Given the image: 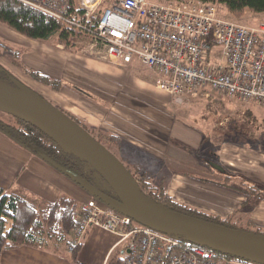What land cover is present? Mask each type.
<instances>
[{"label":"built area","instance_id":"built-area-1","mask_svg":"<svg viewBox=\"0 0 264 264\" xmlns=\"http://www.w3.org/2000/svg\"><path fill=\"white\" fill-rule=\"evenodd\" d=\"M19 1L74 24L67 16L71 0ZM102 5V0H80L85 24L78 26L91 31L94 41L88 45L98 59L119 66L135 61L154 71L156 87L174 104L216 92L253 103L264 116V21L247 26L226 19L202 0H110ZM214 46L220 48L218 57ZM79 204L71 247L89 227L99 226L119 236L122 264H247L139 224L94 198Z\"/></svg>","mask_w":264,"mask_h":264},{"label":"crops","instance_id":"crops-1","mask_svg":"<svg viewBox=\"0 0 264 264\" xmlns=\"http://www.w3.org/2000/svg\"><path fill=\"white\" fill-rule=\"evenodd\" d=\"M28 47L29 50L23 55V61L36 69L39 67L47 71L46 74L49 76L74 85L84 84L87 89L89 83L97 81L91 75V66L88 67L87 58L84 59L78 53L66 50L60 45L55 48V52L42 44L32 50ZM83 75L86 77L85 80L82 79ZM104 86L105 89L99 94L103 97L102 105H90L89 102L80 106L78 102L84 103L86 100L79 91H69L70 94L56 93L58 96L56 99L64 104L68 97L72 102L75 99L69 107L70 114L85 120L94 128L115 134L120 139L117 153L122 159L130 165L141 167L155 181L160 177L165 179L166 193L172 199L222 218L240 206L244 197L237 193L239 190L225 186V181L221 180V177L226 174V169L234 170L246 184L252 185L255 181L254 174L244 173L248 171L247 167L234 163L235 159L219 160L221 156L216 149L209 146L217 144L219 151V142L214 143L207 136L208 133L202 131L204 127L197 130L192 128L194 126L187 125V119L184 118L190 114L187 110L179 113L181 118L177 117L170 105L167 107L166 102H163V93L167 97L168 93L158 89L154 83L148 85L147 89L137 84L114 87L111 82L107 85L105 82ZM154 87L159 91L157 92ZM158 98L162 101L159 102ZM169 103H172L171 99ZM66 107L67 105L64 109H68ZM235 140L227 139L225 142L236 143ZM222 152L228 150L223 147ZM212 158L222 169L213 166L210 162ZM164 171H167V175H161ZM191 173L198 174L195 176ZM0 187L19 191L31 201L52 202L61 195H68L81 203L91 197L86 198L76 189L73 191L74 186L67 177L12 142L1 132ZM249 214L253 225L264 228V201H260ZM122 248L123 244L116 233L99 226H91L81 239L78 263L50 251L21 246L3 250L0 264H106L109 256L114 251H122Z\"/></svg>","mask_w":264,"mask_h":264},{"label":"trees","instance_id":"trees-1","mask_svg":"<svg viewBox=\"0 0 264 264\" xmlns=\"http://www.w3.org/2000/svg\"><path fill=\"white\" fill-rule=\"evenodd\" d=\"M202 1L211 2L217 8L222 6L236 18L242 16L245 10H249L252 13H264V0ZM104 3L107 4L108 2L104 0L103 5H106ZM100 11L101 9L98 8L93 16V20L98 19ZM67 16L70 17L74 24H70L63 18H56L19 0H0V22L22 35L44 42L58 44L66 50L75 48L77 41H83L84 43L94 41L91 31L89 32L87 29L83 30L78 26L85 24L80 0H71V9ZM25 71L37 82L50 86V88L55 90H60L62 85L66 84L61 79L53 78L38 70L25 69ZM16 79L17 77L0 63L1 81L29 89L19 79ZM207 99H209L208 106L212 98ZM246 111L251 114L252 110L250 106L246 108ZM65 114L81 125L94 139L113 153L136 178L140 190L155 202L177 213H184L224 226L264 235V230L256 227L249 220H246L243 225H240L232 218H221L173 200L166 193L165 179L160 178L157 181L150 180V176L141 167L126 163L121 156L118 157L115 150H111L109 147L110 144L115 146L120 142V139L115 134L104 129L87 126L76 116L70 113ZM251 116L254 117L253 114ZM0 132L18 146L27 150L32 155L39 157L65 177L80 185L84 190L87 191L89 188L95 187L105 196L118 200L115 193L100 175L82 157H76L70 151L50 139L37 127L13 115L0 111ZM96 177L100 178L106 187L100 186L97 183ZM245 192L243 193L245 199L241 203L242 207L247 206L250 209L258 201L264 200V191L257 185L250 186V190L248 189ZM90 196V198H94L100 203L103 202V200H100L93 194H90ZM103 203L108 205L105 202ZM79 205L77 200L68 195H61L52 202L45 200L31 201L19 191L0 187V256L1 252L5 249L30 246L40 250L50 251L56 255L66 256L71 262L78 263V252L81 247V240L72 247L70 244L72 242L73 232L81 218V212L78 208ZM180 238L186 243L194 244L183 236H180ZM69 247L72 248L71 252H69ZM217 254L223 257L237 258L231 254ZM123 256V251H114L109 256L106 264H122Z\"/></svg>","mask_w":264,"mask_h":264},{"label":"rangeland","instance_id":"rangeland-1","mask_svg":"<svg viewBox=\"0 0 264 264\" xmlns=\"http://www.w3.org/2000/svg\"><path fill=\"white\" fill-rule=\"evenodd\" d=\"M103 1L104 0H102V4ZM106 1L108 2L110 0H106ZM153 1L166 2L163 0H153ZM218 8L220 10L219 13L222 17L247 26H257L258 24L264 21L263 12L252 13L249 10H245L242 16L236 18L230 13H228L222 6ZM35 43H37V45H35ZM40 44L49 47V49L53 52L56 51L55 48L59 47L58 44L52 42L48 43L22 35L17 31H15L14 29H12L11 27L7 26L6 24L0 22V63L3 64V66H5L6 68H8V70L11 67L10 68L11 72L13 73L14 76L17 77V79L21 81V83L28 86L29 89L39 94L49 103H51L53 106H55L56 108L60 109L65 113H70L69 107L71 106V103L75 101V99L72 102L69 99L70 97H68V101H65L66 104H64L58 102L59 100L56 99V97H58L56 93L60 94L66 92V94H70L69 91H73V92L79 91L82 92L83 95L82 98L86 100L84 101V103L78 102L80 106H82V104L84 106L85 103L87 104L89 102L90 105L91 104L102 105L103 97H101L99 94H101L102 89H105L104 88L105 82L106 85L108 82H111L114 87L116 86L124 87L126 86V84H128L129 86H134L135 84H137L144 87V89H147L148 85L152 83H154V85L156 84L155 81L156 75L154 71L147 69L140 63L133 61L132 63L124 66H119V65L114 66L107 61L104 62L98 59V57L93 54L94 53L93 49L90 45H88V43L86 42L84 43L83 41H77L75 48L69 51L78 53L84 59L87 58L88 67L89 65L91 66L90 69L91 75H93L97 81L96 82L94 81L95 83L94 82L89 83L90 86L88 89L85 88L84 84L74 85L73 83L67 81L65 82L66 83L65 85H62L60 90H55L53 88H50V86L37 82L25 71V69L26 70L33 69V70H38L39 72L45 74L48 73L47 71L45 70L43 71V69H40L39 67H37L38 69H36L33 65H31L32 66L31 67L30 64L27 65L23 61V55L26 54L27 50H29L27 49V46H29L28 48L32 50L33 48H36V46ZM219 49H220L219 46H214L212 49L213 51H216L215 52L216 57L219 56V51H218ZM51 77L55 78L54 76ZM82 79L85 80L86 77L83 75ZM155 90L157 92L159 91L158 89ZM163 95H164L163 102H166L167 107L170 105V108L176 113L177 117L181 118L179 116V113L181 114V111L187 110L188 113H190L188 117H184L187 119L186 120V123H188L187 125L194 126L192 128L197 130L198 129L201 130V128L204 127L202 131L205 132V134L208 133L207 136L214 143L219 142L218 144L220 147L219 151L217 148L218 147L217 144L216 145L209 144V146H212L213 149H216L219 156H221L219 157L220 158L219 160L221 159L224 160V158L227 159L230 158L231 161H234L235 159L236 162L234 163L242 167L244 166L247 167L248 171L247 172L244 171V173L249 174V172H251L255 176V181L254 184L252 185H257L261 190L264 191V121H263L264 118L262 116V111L258 106H255L253 103H249V102H244V101L242 102V101L229 99L226 95L219 94L216 92L211 93V95L207 97V98H212V101L210 100L211 103L208 106L207 103L209 99L207 98H196V99L193 98L192 100H189L188 103L173 104V103H169L170 100L169 96L167 97L165 93H163ZM65 96H63V98H65ZM158 100L159 102L162 101L160 98H158ZM65 105H67L66 108L68 109H64ZM249 106L252 110L251 114H253L254 117L251 116L250 112L246 111V108H248ZM195 113H199V114H195ZM251 119H253L254 121ZM79 120L84 124H86L87 126H90L87 124V122H85V120L81 118ZM176 137L177 135L175 133L174 138ZM227 139L229 140L236 139L234 141L236 143L233 142L227 143V141L225 142V140ZM109 147L111 148V150L113 151L115 150L116 152H118L117 148H119V144L115 146L110 144ZM223 147L226 150H228L230 154L228 152H222ZM193 151L198 152L199 150H193ZM199 152H203V150H200ZM118 157H120L119 154ZM214 161H215L214 158H212V160L210 159V162L213 164V166L221 168L220 166H218V163ZM226 170H225L226 174L221 177V180L225 181V186L239 190V192L237 193L241 194L245 199L243 193H246L245 191H247L248 189L250 190V186L252 185L246 184L244 180L237 174L238 172H235L234 170H230V169H228L227 171ZM146 174L149 176L148 173ZM163 174L167 175V171H164V173H162L161 175ZM191 174L196 176L198 173H191ZM202 176H206V175H202ZM68 180L74 186L73 191H75L76 189V191L85 195L86 198L90 196V194L86 190H84L80 185L76 184L70 179ZM96 180L100 186L106 187L105 184L100 180V178L96 177ZM150 180H152L151 176H150ZM235 186L238 189L235 188ZM244 199L241 200V203L242 201H244ZM259 202L260 201H258L255 204V206ZM254 207H251L249 209L247 206L242 207L240 204V206L237 209H232L229 212V214H226L228 216H224L223 218L225 217L232 218L234 221H237L238 224L243 225L246 220L250 221L251 217L249 213L251 210L254 209ZM212 215L214 214L212 213ZM260 229L264 230L263 227ZM120 242L122 241L120 240ZM247 264H259V263L248 261Z\"/></svg>","mask_w":264,"mask_h":264},{"label":"water","instance_id":"water-1","mask_svg":"<svg viewBox=\"0 0 264 264\" xmlns=\"http://www.w3.org/2000/svg\"><path fill=\"white\" fill-rule=\"evenodd\" d=\"M0 111L30 123L76 157H82L118 200L105 196L95 187L87 192L139 224L162 233L183 236L217 253L264 264L263 234L177 213L155 202L140 190L136 178L113 153L67 114L31 89L0 80Z\"/></svg>","mask_w":264,"mask_h":264}]
</instances>
